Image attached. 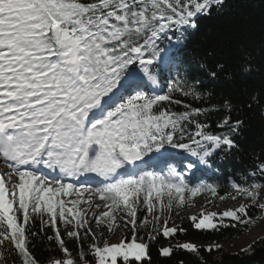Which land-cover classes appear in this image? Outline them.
<instances>
[{
    "label": "snow or ice",
    "instance_id": "obj_1",
    "mask_svg": "<svg viewBox=\"0 0 264 264\" xmlns=\"http://www.w3.org/2000/svg\"><path fill=\"white\" fill-rule=\"evenodd\" d=\"M223 3L0 0V264H151L152 244L162 258L199 254L168 242L186 233L173 215L201 194L251 203L202 208L188 217L198 231L264 214V159L221 167L244 120L182 58L197 19ZM253 103L264 106V91ZM45 243L53 254L41 260Z\"/></svg>",
    "mask_w": 264,
    "mask_h": 264
},
{
    "label": "trees",
    "instance_id": "obj_2",
    "mask_svg": "<svg viewBox=\"0 0 264 264\" xmlns=\"http://www.w3.org/2000/svg\"><path fill=\"white\" fill-rule=\"evenodd\" d=\"M196 23L197 27L186 34L182 58L191 74L213 93V101L231 98L236 107L233 120H244L237 137L239 150L234 151V158L221 165L227 175L229 168L250 167L255 163L256 155L264 159V106L253 103L250 109L246 107L251 94L264 91V0H224L221 7L213 8L211 15L200 16ZM244 64L252 69L249 74H241L240 67ZM218 65L224 66L223 71ZM212 71L217 73L215 78L210 76ZM215 119L213 116L212 120ZM228 191V187L222 186L220 194ZM250 215L254 220L261 216V211L252 207ZM179 226L186 229V233L177 235L168 243L199 244V254L177 251L170 259L162 258L158 255V245L152 244L149 249L151 264H179L180 260L185 264H196L197 260L201 264H264V235L252 244L253 254L240 251L228 255L220 254L219 250L207 252L203 249L239 238L247 228L230 227L205 232L194 229L190 220ZM141 235L147 238L144 231ZM161 243L165 241L161 240ZM35 251L41 260L53 254L46 243L38 244ZM145 264H148L147 259Z\"/></svg>",
    "mask_w": 264,
    "mask_h": 264
},
{
    "label": "rangeland",
    "instance_id": "obj_3",
    "mask_svg": "<svg viewBox=\"0 0 264 264\" xmlns=\"http://www.w3.org/2000/svg\"><path fill=\"white\" fill-rule=\"evenodd\" d=\"M209 199H211V197L208 194H201L193 198V202L191 204L179 209L178 215H173L172 221L169 226H179L186 223L187 220H189L188 217L190 215L199 214L202 208H206V210L208 211L222 212L228 207H238L241 203H251L246 199H239L238 201H232L229 199L227 203L220 200H215L213 204H209ZM262 217L263 214L261 213V216L259 218L253 220L255 222L249 221L246 232L239 238H234L217 244L221 246L218 249L220 254H235L237 252H240L242 248H246L248 245H252L254 242L261 239L264 235V229L261 228V220H263ZM123 234H126L128 239H131V233L127 232V230H125ZM118 235H122V233H118ZM176 243L178 242H173L171 244L174 245ZM194 245H196L197 247L201 246L199 244Z\"/></svg>",
    "mask_w": 264,
    "mask_h": 264
},
{
    "label": "bare ground",
    "instance_id": "obj_4",
    "mask_svg": "<svg viewBox=\"0 0 264 264\" xmlns=\"http://www.w3.org/2000/svg\"><path fill=\"white\" fill-rule=\"evenodd\" d=\"M262 219H263V220H261V221H262V223H261V228L264 229V214H263Z\"/></svg>",
    "mask_w": 264,
    "mask_h": 264
}]
</instances>
